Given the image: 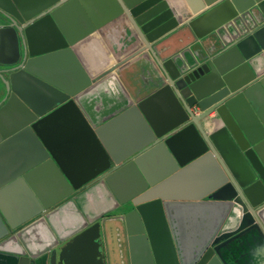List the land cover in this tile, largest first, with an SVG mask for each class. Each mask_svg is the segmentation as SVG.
Masks as SVG:
<instances>
[{"label": "water", "instance_id": "1", "mask_svg": "<svg viewBox=\"0 0 264 264\" xmlns=\"http://www.w3.org/2000/svg\"><path fill=\"white\" fill-rule=\"evenodd\" d=\"M142 63L151 92L128 99L118 118L134 114L147 134L116 159L102 136L110 120L91 122L80 99L108 72L121 76L124 91L123 70ZM64 112L106 161L82 182L42 134ZM22 136L38 153L0 180V264H264V0H0V150ZM150 157L163 175L147 174ZM206 161L218 171L206 196L166 192ZM48 169L65 186L53 203L35 186ZM18 187L39 202L21 222L3 206ZM95 193L103 206L84 207L81 199ZM68 204L74 228L58 218ZM201 206L217 219L185 248L177 212Z\"/></svg>", "mask_w": 264, "mask_h": 264}, {"label": "crops", "instance_id": "2", "mask_svg": "<svg viewBox=\"0 0 264 264\" xmlns=\"http://www.w3.org/2000/svg\"><path fill=\"white\" fill-rule=\"evenodd\" d=\"M92 48L95 49V45L88 46L87 56V61L91 64L99 60L98 52L90 50ZM147 67V64L142 63L129 65L123 70L122 76L126 85L124 91L120 88L121 76H112L115 75L114 72H108L95 80L94 86L81 96V106L91 122L100 124L110 120L102 131V136L110 153L116 159L133 153L142 145L144 134H147L134 114L118 118L120 111L127 107L128 99L151 92ZM42 134L74 180L85 181L105 168L104 157L89 140L86 131L81 128L72 113L64 112L50 119L42 127ZM37 153L34 142L28 136H22L6 145L0 150V180L30 164ZM144 166L147 174L154 178L165 173V168L156 157L145 159ZM217 178V169L211 162L206 161L183 171L177 179L166 186V192L173 197L202 198L214 188ZM119 182L127 186L124 179H120ZM35 186L40 195L51 203L58 201L65 194V186L51 169L44 170L37 176ZM126 192H129V189ZM81 201L84 207L87 205L92 210H97L104 204L103 197L98 193L88 195ZM3 206L11 220L21 222L37 212L39 202L29 196L23 188L18 187L5 194ZM75 210L76 207L69 204L60 208L58 218L64 226L74 228L80 223ZM217 215L215 209L208 207L180 208L174 226L184 247L193 249L211 229Z\"/></svg>", "mask_w": 264, "mask_h": 264}]
</instances>
